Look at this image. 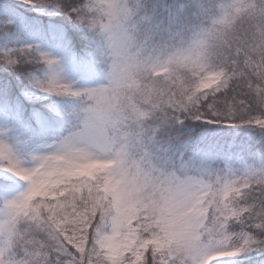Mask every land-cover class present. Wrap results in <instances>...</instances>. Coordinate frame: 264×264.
<instances>
[{
	"label": "clouds",
	"instance_id": "9594fccd",
	"mask_svg": "<svg viewBox=\"0 0 264 264\" xmlns=\"http://www.w3.org/2000/svg\"><path fill=\"white\" fill-rule=\"evenodd\" d=\"M79 2L84 11L75 22L88 33L103 82L94 86L100 89L97 95L81 98L71 114L72 126L53 147L73 158L83 154L111 162L98 176L101 184L111 177L104 204L106 231L119 214L140 213L173 264H217L220 253L244 246L237 234L255 231L248 216L243 223L229 217L233 208L248 202L264 207V155L252 160L243 155L202 157L174 146L193 142L180 129L184 121L196 120L192 113L202 94L197 85L209 71L238 68L242 74L232 83L243 88L228 98L237 109L238 101L246 100L247 106L264 111V0ZM169 89L173 99L184 102V113L176 112L178 119H173L168 112L162 120L157 93ZM239 116L237 111L234 119L224 104L218 118L235 122ZM154 125L157 135L172 145L167 153L144 147L142 133ZM229 183L250 184L251 189L246 195L226 194ZM17 184L11 192H0V264H43L37 256L47 249L25 259L24 240L34 238L49 248L58 240L37 230L31 223L34 215L25 216L23 206L14 205L27 191L25 183ZM112 185L119 193L115 207ZM258 241L264 246V232Z\"/></svg>",
	"mask_w": 264,
	"mask_h": 264
},
{
	"label": "snow or ice",
	"instance_id": "6c2138e0",
	"mask_svg": "<svg viewBox=\"0 0 264 264\" xmlns=\"http://www.w3.org/2000/svg\"><path fill=\"white\" fill-rule=\"evenodd\" d=\"M25 3L35 5L37 0H24ZM54 7L67 15L74 21L82 19L81 13L84 8L79 0H48ZM239 53H237V57ZM236 65L240 60L231 58ZM34 62L52 69L51 73L43 80L30 79L34 88L46 94L69 95L80 98H92L99 92V87L75 88L72 83L65 82L54 66L59 63L58 58L43 50L40 45L26 44L16 49H0V63L8 67H16L23 62ZM257 76L261 69H254ZM242 73L238 68L229 70L220 68L209 71L204 79L197 85L202 92L199 97V109L192 113L196 120H206L208 124H219L220 107L228 105L233 113L240 112L238 121L241 124L256 126L264 129V111L257 107L247 106L246 100L238 101L240 107L237 109L229 95H240L243 85L238 81ZM221 81H226L223 88L218 87ZM250 83V82H249ZM160 96L162 120L167 119L168 112L173 113V119H178L175 113H184L181 107L183 101L177 102L173 99L174 93L169 91ZM259 95V93H258ZM167 99V103L163 101ZM182 123V121H180ZM157 126L145 129L142 133L144 147L151 151L167 153L172 146L170 141H165L162 135H157ZM47 133L42 130L38 139L45 140ZM193 139V138H192ZM202 142L203 138H196ZM193 143V142H192ZM55 141L45 145L47 150L30 158H22L7 142L0 140V192L7 193L18 187L19 178L27 185V191L18 200L13 201L16 207H22L25 216L31 212L37 230H46L53 234L58 243L49 248L34 238L31 243L26 239L25 259L36 255L37 250L47 249L37 256L38 261L43 264H173L169 257L163 254L158 242V237L149 229V222L140 213L119 214L114 218L112 230L106 231L108 217L104 204L109 194L111 177H106L103 184L99 182V173L107 169L110 161L90 159L87 155L70 157L61 153L53 147ZM177 149L189 147V145H175ZM200 156L207 157L209 152L206 145L195 149ZM149 152V154H150ZM230 194L235 190L239 195H246L251 189L250 184L229 183L226 185ZM117 185H112L114 195L113 207L119 203ZM100 193L105 196L102 199ZM248 216L254 232L242 230L237 234L243 247L222 252L220 259L247 253L256 248H264L258 241V234L264 232V207L257 208L254 202H248L239 208L231 210L230 219H236L243 223V218ZM23 239V238H22ZM252 245H256L253 248ZM217 262V264H218ZM223 264H228L223 261Z\"/></svg>",
	"mask_w": 264,
	"mask_h": 264
},
{
	"label": "trees",
	"instance_id": "16d2710c",
	"mask_svg": "<svg viewBox=\"0 0 264 264\" xmlns=\"http://www.w3.org/2000/svg\"><path fill=\"white\" fill-rule=\"evenodd\" d=\"M7 16L24 26L27 33L48 44L59 46L65 53L66 62L77 76L84 79L96 66L93 47L86 30L76 24L63 12L49 13L36 11L30 4L18 1H0V33L5 27ZM36 64H23L7 68L0 64V107L8 106L19 117L25 129L39 134L63 136L73 124L71 114L59 115L47 106L48 99L31 101L23 92L21 71L32 69ZM41 66V64H38ZM69 102L81 101L80 97H63ZM183 137H192L188 151L206 145L209 154L218 156L243 155L249 160L264 155V129L224 123L208 124L207 121L186 120L180 129ZM203 138L198 142L196 138ZM22 185V182H19ZM239 229V226H236ZM264 248L239 255L228 264H261ZM223 264V261L218 262Z\"/></svg>",
	"mask_w": 264,
	"mask_h": 264
},
{
	"label": "rangeland",
	"instance_id": "374dc122",
	"mask_svg": "<svg viewBox=\"0 0 264 264\" xmlns=\"http://www.w3.org/2000/svg\"><path fill=\"white\" fill-rule=\"evenodd\" d=\"M2 1V0H0ZM13 1V0H9ZM18 2H24V0H14ZM29 4V3H28ZM36 11L39 12H49L56 13L61 12L58 8L54 7L52 3L48 2V0H37L35 5L30 4ZM74 21V20H73ZM75 22V21H74ZM5 27L3 31L0 33V49H16L22 45L33 44L40 45L41 48L49 53H51L54 57L58 58L59 63L54 66L55 71L59 73L61 78L65 82L72 83L75 88H87L94 87L99 83L103 82V75L100 72L97 64L94 67V70L89 76H98V78L87 77L88 79H84L80 76H77L69 64L66 62V56L64 51L57 45L48 44L42 40L37 39L32 36L30 33H27L24 29V26L14 20V18L7 16L4 18ZM76 23V22H75ZM77 24V23H76ZM1 65L5 66L3 63ZM23 64H36L34 68L21 71L20 79L22 80L23 92L31 101H42L48 99L47 106L49 109L59 115L72 114V112L79 107L81 101L69 102L63 97H71L69 95H56V94H46L39 89L34 88L33 85L29 82L30 79L33 80H43L46 79L47 76L51 73L52 69H49L46 66H38L37 63L25 61L19 66ZM7 68H14L8 67ZM206 121V120H201ZM228 125H243L247 127H252L255 129H260L256 126H249L245 124H241L239 122H222ZM58 135L49 136L45 140L38 139V134H34L25 129L20 123L19 117L8 106L0 107V140L7 142L22 158H30L31 156L37 155L47 150L45 145H50L53 141L57 140ZM262 154L258 155V158L261 157ZM0 175H4L3 171L0 170ZM17 181L24 182L19 178H15ZM239 230V229H236ZM262 248L253 249L247 253L252 251H257ZM244 254V253H241ZM239 254V255H241ZM239 255L230 257V258H222V261L226 260H234ZM261 264H264V259Z\"/></svg>",
	"mask_w": 264,
	"mask_h": 264
}]
</instances>
